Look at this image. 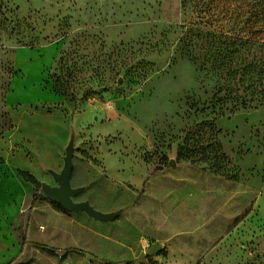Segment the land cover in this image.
Wrapping results in <instances>:
<instances>
[{"label": "rangeland", "instance_id": "1", "mask_svg": "<svg viewBox=\"0 0 264 264\" xmlns=\"http://www.w3.org/2000/svg\"><path fill=\"white\" fill-rule=\"evenodd\" d=\"M181 2L0 0V264L70 150L75 203L153 210L147 264H264V106L217 102Z\"/></svg>", "mask_w": 264, "mask_h": 264}, {"label": "trees", "instance_id": "2", "mask_svg": "<svg viewBox=\"0 0 264 264\" xmlns=\"http://www.w3.org/2000/svg\"><path fill=\"white\" fill-rule=\"evenodd\" d=\"M181 6L185 14L196 12L202 18L188 30L199 46L214 50L207 52L211 65L205 70L225 80L218 93L224 96L217 102L230 101L232 112L264 106V0H182ZM179 157L187 159V152ZM43 198H35L31 206Z\"/></svg>", "mask_w": 264, "mask_h": 264}, {"label": "crops", "instance_id": "3", "mask_svg": "<svg viewBox=\"0 0 264 264\" xmlns=\"http://www.w3.org/2000/svg\"><path fill=\"white\" fill-rule=\"evenodd\" d=\"M133 208L135 210L122 207L119 217L105 221L97 220L86 212L57 211L46 204H39L27 224L25 241L21 248L17 245L20 250L15 253L17 260L14 264H29V261L30 264H147V251L151 248L147 244L148 236H158L159 232L153 229L147 233L153 210L139 205ZM118 209L113 207L99 212L108 214ZM147 211L150 213L146 216ZM34 215L44 217L47 226L40 228L42 233L49 234V244L31 239L30 222ZM126 220L132 223L131 229L123 226ZM13 248L7 242L0 245V249L6 252Z\"/></svg>", "mask_w": 264, "mask_h": 264}, {"label": "water", "instance_id": "4", "mask_svg": "<svg viewBox=\"0 0 264 264\" xmlns=\"http://www.w3.org/2000/svg\"><path fill=\"white\" fill-rule=\"evenodd\" d=\"M73 152L70 150L65 158V167L61 175H55L58 187H51L43 184L42 191L45 197L52 202L63 206L67 211L72 213L86 212L89 216L97 220H111L110 215L97 212L88 202L75 203V197L80 191L73 189L71 185Z\"/></svg>", "mask_w": 264, "mask_h": 264}]
</instances>
